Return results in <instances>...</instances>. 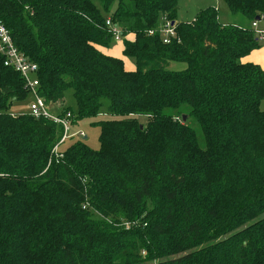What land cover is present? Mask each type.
Masks as SVG:
<instances>
[{"label": "trees", "instance_id": "obj_1", "mask_svg": "<svg viewBox=\"0 0 264 264\" xmlns=\"http://www.w3.org/2000/svg\"><path fill=\"white\" fill-rule=\"evenodd\" d=\"M97 1L0 0L45 102L70 89L74 123L107 115L92 123L98 149L80 137L56 153L60 127L10 113L29 91L0 54V264H264V70L241 62L261 47L254 30L213 6L177 22L178 0ZM222 1L264 14V0ZM107 18L134 70L100 50ZM184 105L204 147L166 113Z\"/></svg>", "mask_w": 264, "mask_h": 264}, {"label": "rangeland", "instance_id": "obj_2", "mask_svg": "<svg viewBox=\"0 0 264 264\" xmlns=\"http://www.w3.org/2000/svg\"><path fill=\"white\" fill-rule=\"evenodd\" d=\"M92 1L96 5H99L97 0H92ZM220 3L223 7L222 9H220V12H219V20L221 23L238 24L244 28H250V29L253 28L251 25L252 22L248 18H246L244 15H241V14L231 13L228 7L225 5V3L222 0H178L177 19L179 22H190L199 10L207 8V7H212V6L218 7ZM121 43H122V38L119 41L112 39L109 47L115 46L116 49H118L120 48ZM260 45L263 46L264 42L260 41ZM123 59L126 65L128 61H133L132 59L128 57H124ZM184 67H185L184 63L170 62L168 69L181 70ZM31 100H32V95L29 93L23 101H17L11 105L10 113L12 114L28 113V106ZM64 105L72 109H75V101L72 96V90L70 89L65 92ZM57 108H60V107L58 105H51V111L55 112L57 111ZM189 110L190 108L184 105V106H181V108H179V110H176V111H173L172 109H166V113L172 114V117L179 121L181 120L182 115H185L186 116V120L184 121L185 124L194 130L199 146L204 147V138L201 132V128L199 124L197 123V121L192 116H189V113H190ZM260 110L264 111V97L260 102ZM106 118H107V115L104 112H102V113H99V115L95 118H91V119L86 118V119L79 120L73 125L72 132H75L76 130H81L86 136V139L82 137L80 140L85 142L90 148L96 150L99 147V143H98L99 127L96 125H93L92 123L100 119H106ZM140 121L144 123L145 118H140ZM76 139H77L76 137H73V139H69L67 142L61 145L59 149L61 151L65 150L71 144H73ZM95 216L97 215L95 214Z\"/></svg>", "mask_w": 264, "mask_h": 264}, {"label": "built area", "instance_id": "obj_3", "mask_svg": "<svg viewBox=\"0 0 264 264\" xmlns=\"http://www.w3.org/2000/svg\"><path fill=\"white\" fill-rule=\"evenodd\" d=\"M105 24L110 28L113 39L119 41L121 39L119 29L111 23L110 18H107ZM252 29L255 35L260 41L264 40V31L257 29V22H252ZM158 31L162 38L163 43H169L171 38L175 37V31L173 25L169 22L161 23L156 28L155 32ZM153 31H149L152 34ZM0 54L3 55V64L7 67H11L16 70L25 82V86L29 93L32 95V100L28 106V114L36 119H43L49 121L61 128V138L59 143L54 147L56 153L61 150L59 147L73 137L80 138L84 137V133L81 130L72 132L74 123V115L71 111L65 110L64 108L60 111H51V105L47 104L45 100L40 96L38 92V78L37 65L31 62L15 47L9 30L0 20ZM126 227L130 224L125 223Z\"/></svg>", "mask_w": 264, "mask_h": 264}, {"label": "crops", "instance_id": "obj_4", "mask_svg": "<svg viewBox=\"0 0 264 264\" xmlns=\"http://www.w3.org/2000/svg\"><path fill=\"white\" fill-rule=\"evenodd\" d=\"M218 3H219V1H218ZM222 8L223 7H222L221 3L218 7H216V9L218 10V19H219L220 9H222ZM177 22H179L178 19H177ZM263 22H264V14L261 17V19L259 21H257V29L264 31V23ZM226 24H228V23H226ZM234 25L240 26L238 24H234ZM240 27H242V26H240ZM125 39L132 40L133 36L128 35ZM262 42H264V40ZM122 48H123V45L121 43L120 48H118V49H116V47L114 46V47H109V48H101L100 50L106 55L118 57V58H121L122 60H124L123 59L124 57L122 55ZM241 62L258 64L264 70V45L261 46L259 49H255V50L251 51L248 55L241 58ZM123 63H124V61H123ZM124 68L128 71H131V70H134L135 65H134L133 61H128L127 65H126V63H124ZM59 107L60 108H57V110L60 111L61 109L65 108L67 106L62 104ZM103 112L105 113V111H103Z\"/></svg>", "mask_w": 264, "mask_h": 264}, {"label": "water", "instance_id": "obj_5", "mask_svg": "<svg viewBox=\"0 0 264 264\" xmlns=\"http://www.w3.org/2000/svg\"><path fill=\"white\" fill-rule=\"evenodd\" d=\"M186 120V116L182 115V122H184ZM84 139H86V136L83 137Z\"/></svg>", "mask_w": 264, "mask_h": 264}]
</instances>
